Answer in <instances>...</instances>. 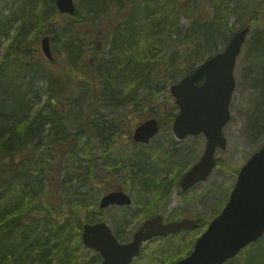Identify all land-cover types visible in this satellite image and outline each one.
Segmentation results:
<instances>
[{
  "label": "trees",
  "instance_id": "obj_1",
  "mask_svg": "<svg viewBox=\"0 0 264 264\" xmlns=\"http://www.w3.org/2000/svg\"><path fill=\"white\" fill-rule=\"evenodd\" d=\"M28 1L32 3L31 15L19 6L10 9L7 15L4 14L5 8H0V38L8 35L10 27L18 21L15 32L4 46L0 57V264H80L79 249L83 224L104 218L101 214L102 208L96 209V215L88 213L85 205L82 206L83 195L78 194L74 201L64 199L63 188L66 181L70 182V177L65 176V169L60 166L63 157L67 151L75 154L80 142L88 146L92 140H96L100 145L109 148L105 142L121 130L119 127L126 115L119 113L108 122L103 112L106 108L115 111L119 101L125 104L137 103L135 96H138L140 90L144 89L150 93L147 88L152 87V83L153 88L156 87L162 77L169 76L174 81L173 76L180 78L195 68L197 63L190 54V48L193 46L192 29L189 27L181 31L175 26L180 13L190 16L191 7L187 0H165L162 5L159 4L160 0H153V13L148 7L142 10L133 7L128 15L121 18V23L111 27L101 44L97 43L94 34L86 35L89 43L85 48L86 43L81 41L82 35L78 33L76 24L69 19L63 18L66 23L59 31L56 30L59 12L56 11L55 0ZM108 1L87 0L88 12L103 10ZM206 1L209 6H218L215 4L216 0ZM167 4H173V7L167 9ZM34 5H42V8L34 12ZM263 14L264 0L257 15L241 26H249V33L254 32L252 42L249 43L250 51L260 57L256 65L250 60L253 64L250 75L252 86L260 98L254 104V112L258 116L254 122L262 120L260 128H264V29L258 30V27L261 25ZM49 17L51 20L43 36L48 35L50 40L56 42L61 41L66 60L72 62L68 66L67 74L75 79V88L62 86L61 82L69 79L64 73L60 74L65 76L63 81L58 73L53 71L44 75L47 64L45 59L34 57L35 50L31 40H37L41 36L37 38L31 32L38 27V22ZM68 18L78 22L88 20V17L78 15L77 12ZM138 22L144 23L150 36L153 33V43L162 36L169 40L171 31L176 29L178 34L174 42H182L185 45L184 61L179 57L178 63H172L171 61L178 58L177 52L172 50L169 54L172 58L165 65L156 66L155 55L162 51L156 44L153 45V64L147 60L145 51L139 50ZM25 31L31 34V39L28 36L23 38ZM217 36L216 32L211 38L215 40ZM164 43L166 47L163 50L166 49L167 52L175 45L169 41ZM215 46L216 43L213 47ZM63 60L67 66L65 59ZM57 61L58 58H55L51 65L56 67ZM185 61L186 63H183ZM40 78L46 82L44 88L38 86ZM124 91L127 92L123 93ZM120 94H123L121 100L118 98ZM42 95L45 99L38 108H34V103L40 101ZM170 104L172 108L162 114V117L172 120L175 116V104ZM71 106V110H66ZM154 113L161 122V118L156 115L159 114L158 111ZM253 128L255 129H251V134L256 135L260 130ZM74 129L77 131L70 133ZM123 132L122 130V134ZM42 148L56 151L57 160L54 163L45 160ZM165 150L159 144L155 151H160V156H153V152L134 151L133 158L128 157L119 169H115L116 173L123 175L124 169L129 171V181L125 183L135 190L131 197L136 209L143 214L149 213L146 204L152 201L149 194L153 187L157 193L162 188L153 183V166L166 164L163 160L167 158L164 153L166 156L178 151ZM222 165L224 163H220V166ZM98 168L99 165L89 159L84 174L96 178ZM74 181L81 187H87L83 181ZM65 202L67 209L63 210L62 203ZM81 207L84 208V217L81 215ZM115 233L120 239V233ZM92 251L89 249L87 252ZM188 251H179V256L173 255L165 259L162 257L156 264H168L186 255ZM86 255L89 256L88 253ZM138 258L133 264L140 260V256ZM99 261L97 253L83 264H98ZM225 264H264V235Z\"/></svg>",
  "mask_w": 264,
  "mask_h": 264
},
{
  "label": "rangeland",
  "instance_id": "obj_2",
  "mask_svg": "<svg viewBox=\"0 0 264 264\" xmlns=\"http://www.w3.org/2000/svg\"><path fill=\"white\" fill-rule=\"evenodd\" d=\"M14 1L15 0L0 1V8H5L4 14H9L10 9L13 10L19 6L20 9H25V11L31 15V11H33L31 2L28 0H16L14 3ZM157 1L159 2V0ZM187 1L191 7V11H189L190 16L180 13L175 26L181 31L191 27L193 32V46L190 48V54L191 58L195 59L197 63L196 66L211 56L222 52L234 32L243 26L249 18L257 15L263 2V0H216L215 4L218 6L212 7L208 5L206 0ZM74 3L75 12H77L78 15L88 17V20L78 22L74 21L73 18H68L73 17L75 13L73 15L59 13V16H57L59 22L56 24V30L59 31L66 23V20L63 18L69 19L73 24H76L78 33L82 35L81 41L86 43L84 46L85 48L88 47V36L92 34L97 37L98 44H101L102 41L104 42L111 27L121 23V18L128 15L133 7L137 10L148 7L153 13V0H109L105 4L103 10H99L96 13L88 12L87 0H74ZM164 3L165 0H160L159 2L161 5ZM166 7L170 9L173 7V4H167ZM39 8H42V5H34V12L39 10ZM32 16L35 17L34 14ZM49 20H51V17L47 20L44 18L41 22H38V27L32 30L31 34H35L37 38L40 36L43 37V33L47 30L46 27ZM17 24L18 21L10 27L8 35L1 36L2 47L0 48V57L3 53L4 46L12 38ZM138 26L139 50L145 51L146 57H148L147 60L152 64L154 44L162 48L161 53L155 55L154 61L155 65L157 63L156 66H159V64L160 66L165 65L169 59L172 58V56H169L172 50H175L178 54V58L171 61L172 63H178L179 57L180 60L182 59V61H184L185 45L182 42H174L177 36L176 34H178L176 29L171 31L172 35L169 40L162 36L153 43V33H151L150 36L143 22H138ZM261 29H264V14L261 25L258 27V30ZM216 32L218 34L217 39L213 40L211 37ZM31 34L25 31L23 38H27V36L29 37ZM254 35V32L249 33L246 42L242 46L241 52L236 57L233 70L235 86L229 105L230 119L223 129L227 145L224 150H216L215 154L216 158L226 164V167L223 168V165H219V168H215L206 180L195 185L193 189L183 191L182 195L178 194L177 182L183 172L200 158L205 147V139L203 136L198 135L192 137L187 136L178 140L173 135L171 130V123L173 120L162 117V114L172 108L170 103L173 102V97L170 88L176 76H173L174 81L169 78V76H166L158 80L156 87L153 88L152 83V87L147 88L150 93L144 89L142 91L140 90L137 94L138 96H135L138 99L137 103L125 104L119 101L115 111L110 108H106L103 111L104 118L108 122L119 113L126 115L122 125L119 127L121 130L116 132L108 142H105L109 148L100 145L99 141L92 140L88 146L80 142L75 154H72V151H67L60 165L65 169V176L70 177L71 182L66 181L65 183L62 192L64 199L74 201L78 194L83 195V198H81L83 201L82 206L84 207L85 205L89 214L96 215V209L99 208L101 196L109 192L106 191L107 189H122L126 193L132 195V192L135 190L130 184L125 183V181H129V171L124 169L125 175H123L119 172L116 173L115 169H119V166H122V163L127 160L128 157L133 158V152L137 150L153 152V156H160V151H155L160 144V146L166 149L165 151H171V149L178 150L168 153L166 156L164 153V157H167L166 159L163 158L166 164L153 166V183L159 184L162 187L159 191L163 195L157 193L153 187L151 194H149L152 201L150 204H146V210L149 211V213L145 214L138 211L134 203L128 207L108 206L101 209L104 221H106L111 230L114 231V234H117L115 232L118 231L120 233V239L125 241L128 240L138 225L152 213L153 215L161 214L164 217V221H170L172 218L177 219L179 217L189 216L193 219L198 218L203 222H207L218 213L225 203L224 200L227 193L235 182L236 172L255 150L264 145V128H260L259 126L262 120L254 122V120L258 118L254 112V104L258 99L260 100L257 90L252 86L253 80L250 77L253 70L252 62L255 64L256 61L260 59V57L253 54L252 50L250 51L251 46L249 43L252 42ZM40 38L31 40V43L33 42V49L35 50L34 57L45 59L41 52ZM29 39L31 38L29 37ZM164 41L175 44L171 47L169 52H167L166 49L163 50V48L166 47ZM214 42L216 43L215 47H213L215 45ZM51 45L55 46L52 50L54 57L58 58V61L55 67L51 65V62L45 59L44 61H46L47 64L45 65L44 75L49 71H53L54 73H58L61 81H63L65 76L62 77L60 74L64 73L69 79L61 82L62 86L66 88H75V79L67 74L68 66L72 62L71 60L70 62L66 60L61 41L57 40L56 42L55 40H51ZM147 55L152 56L149 57ZM200 58L202 59L199 60ZM63 59L67 62V66H65ZM250 60L252 61L251 63ZM183 63H186V61ZM176 79L178 80L179 78L177 77ZM45 85L46 82L40 78L38 86L44 88L43 86ZM126 92L127 91H124L123 93ZM121 97H123V94L118 96L119 100L122 99ZM44 99L45 96L42 95L40 101L34 103V108H38ZM72 107L73 106L66 110H71ZM156 110L159 113L156 115L161 118L158 133L147 144L135 143L132 140L134 128L143 120L155 116L154 112ZM61 111L63 110L61 109ZM176 112L177 108L175 107L174 113ZM253 127H257L260 130L256 132V135L251 134V129H255ZM122 130L124 131L123 134ZM76 131L77 130L74 129L71 130L70 133H75ZM127 133H129V135ZM172 145L174 147L170 148L169 146ZM41 150L45 160L50 163H54L57 160L58 153L53 149L42 148ZM89 159L94 160L99 165L96 178L84 174ZM158 163L161 164L159 160ZM75 179L81 182L83 181L87 187L85 185L82 187L79 186L75 183ZM134 186L138 188L136 184H134ZM169 187L168 194H165L164 190ZM61 190L62 187H60V191ZM83 207H81L82 217L85 216ZM62 209H67L66 202L65 204L62 203ZM199 231L201 230H189L177 237L157 238L151 240L149 243L143 244L141 254H139L140 260L135 264H156L160 262L162 257L165 259L173 255H181L179 251L191 249L195 238L201 233ZM88 250L89 249L81 242V248L79 249L80 264H83L85 261H90V256L97 254L94 251L91 253L87 252ZM86 253H88L89 256H87Z\"/></svg>",
  "mask_w": 264,
  "mask_h": 264
},
{
  "label": "water",
  "instance_id": "obj_3",
  "mask_svg": "<svg viewBox=\"0 0 264 264\" xmlns=\"http://www.w3.org/2000/svg\"><path fill=\"white\" fill-rule=\"evenodd\" d=\"M55 4L60 14L75 13L74 0H55ZM248 32L249 27L237 30L222 52L208 58L171 85V95L179 108L172 123L173 134L183 139L187 135L202 133L206 139L199 160L180 181V187L184 190L209 175L216 165V148L226 147L222 128L230 117L229 103L235 86L233 70ZM40 45L44 57L54 60L49 36L42 37ZM158 129L155 117L146 119L134 128L132 139L147 143ZM130 204V196L122 190L110 191L99 201L100 208ZM197 226V222L191 219L163 223L162 217L157 215L144 221L133 233L131 241L121 243L107 223L98 221L83 224L81 240L85 247L100 254V264H130L138 255L141 244L148 239ZM263 234L264 145L241 166L227 202L196 239L192 251L170 264H224Z\"/></svg>",
  "mask_w": 264,
  "mask_h": 264
},
{
  "label": "flooded vegetation",
  "instance_id": "obj_4",
  "mask_svg": "<svg viewBox=\"0 0 264 264\" xmlns=\"http://www.w3.org/2000/svg\"><path fill=\"white\" fill-rule=\"evenodd\" d=\"M171 125H172V123H171ZM182 176V175H181ZM181 176H180V178H179V180H178V182H177V192H178V194L179 195H182V190L178 187L179 186V182H180V179H181ZM236 176V175H235ZM179 188V189H178ZM193 188V187H192ZM168 192H169V190H168V188L167 189H165L164 190V193L165 194H168ZM159 193L160 194H162L160 191H159ZM163 195V194H162ZM131 196V195H130ZM157 214H155V215H152V216H156ZM152 216H150V217H152ZM149 218V217H148ZM146 219V218H145ZM144 219V220H145ZM163 219H164V217H163ZM182 219H193L192 217H182V218H177V219H175V218H172V220H170V221H165L166 223L167 222H171V221H176V220H182ZM196 222H197V224H198V230H201V232H203L204 230H205V228L207 227V225H208V223H209V220L207 221V222H203V221H201L200 219H198V218H196V219H194ZM142 223V222H141ZM141 223L139 224V226L134 230V231H136L137 229H139V227L141 226ZM186 231H189V230H181V231H179V232H176V234H175V236L177 237V236H179L180 234H182L183 232H186ZM132 235H133V233L131 234V237L128 239V240H121L120 242H128V241H130L131 239H132ZM156 238H160V237H156ZM156 238H153V239H156ZM149 243V242H148ZM143 248V247H142ZM142 251V250H141Z\"/></svg>",
  "mask_w": 264,
  "mask_h": 264
}]
</instances>
